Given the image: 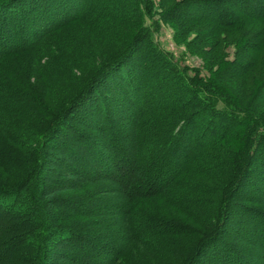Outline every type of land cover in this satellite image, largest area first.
Listing matches in <instances>:
<instances>
[{"label": "trees", "instance_id": "16d2710c", "mask_svg": "<svg viewBox=\"0 0 264 264\" xmlns=\"http://www.w3.org/2000/svg\"><path fill=\"white\" fill-rule=\"evenodd\" d=\"M165 22L202 70L159 47ZM256 248L264 0H0V264H264Z\"/></svg>", "mask_w": 264, "mask_h": 264}, {"label": "rangeland", "instance_id": "374dc122", "mask_svg": "<svg viewBox=\"0 0 264 264\" xmlns=\"http://www.w3.org/2000/svg\"><path fill=\"white\" fill-rule=\"evenodd\" d=\"M154 3H155V6L157 5V3L159 2V0H152ZM155 19H157V17L155 16ZM174 24L173 23H169V22H165V23H161L160 24V28L159 29H155V31L153 32V39L156 41V43L159 45V47L165 51V52H168L169 54H171L174 59H178L180 60V63L182 65H186L188 66L189 68H194V69H200L202 70V60L199 58V57H196V56H192L191 54H187L186 50H185V46L181 43L177 44L174 40H173V32H174ZM78 29V28H77ZM70 32L71 31H64V32H59L53 39H54V43H55V40L56 42H66V38H69L68 35H70ZM89 44L88 41L87 42H84L82 44H77L76 46L79 47V49H85V47H89ZM55 45V44H54ZM57 46V45H56ZM97 52V51H95ZM99 54V51L97 53H95V56H93V58L97 57ZM228 59H231L232 56H233V48H229L228 49ZM95 58L93 59V61H95ZM76 67H79L80 70H81V73H88V69L89 68H86L85 66H72L71 69H70V72H75L76 71ZM87 69V70H86ZM160 75V74H159ZM170 82V81H168ZM220 133L219 132H215L214 131V137L217 138L218 135ZM70 221L67 220L66 223H69ZM246 223V222H245ZM63 225V223H62ZM96 228H94L93 226L91 228H93V230H97L99 227L95 226ZM90 228V227H89ZM243 231L244 234L247 235L248 232H250L251 234H253L254 229L251 231L250 227L247 226V228H243V227H240L239 230ZM255 236H249V239L251 241H253ZM251 243V242H250ZM255 244H259V243H255ZM238 246H242L241 243L238 244ZM259 246V245H258ZM247 249H250L249 245L248 247H246ZM253 253L255 255H261L264 256V253L261 254V249H255L253 250Z\"/></svg>", "mask_w": 264, "mask_h": 264}]
</instances>
